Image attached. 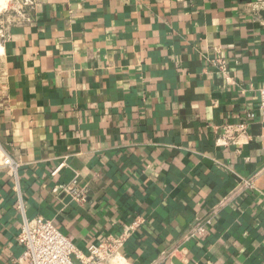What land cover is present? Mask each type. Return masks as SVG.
<instances>
[{
  "label": "crops",
  "instance_id": "0c3cea01",
  "mask_svg": "<svg viewBox=\"0 0 264 264\" xmlns=\"http://www.w3.org/2000/svg\"><path fill=\"white\" fill-rule=\"evenodd\" d=\"M38 2L12 28L0 74V139L20 163L28 216L83 251L143 216L123 250L132 264H264V0ZM250 113L252 138L218 146L212 125ZM76 178L87 201L53 192ZM22 222L0 169V264H18Z\"/></svg>",
  "mask_w": 264,
  "mask_h": 264
},
{
  "label": "built area",
  "instance_id": "2783aa9c",
  "mask_svg": "<svg viewBox=\"0 0 264 264\" xmlns=\"http://www.w3.org/2000/svg\"><path fill=\"white\" fill-rule=\"evenodd\" d=\"M38 0H4L0 5V74L5 70L7 60V44L12 39V28L31 21L30 9L38 4ZM214 64L222 71H226L225 60L218 57ZM259 109L264 121V86L260 89ZM253 113L248 114V121L239 123L213 124L217 134L218 146L229 147L238 144L243 138L250 140V122ZM0 169L6 170L14 182L17 196V207L22 213L23 222L18 235V242L24 251L17 259L18 264H132L125 257L123 250L131 238L145 225L146 219L137 216L129 222L120 233L109 234L97 244L88 246L87 251L81 250L69 236L65 235L52 219L42 216L29 217L20 181V163L15 160L2 145L0 139ZM256 174L249 178H242L237 187L219 204L212 209L210 216L197 218L184 240L190 241L203 236L212 224V216L225 208L231 201L243 192L256 188ZM53 192L58 196H70L77 202H85L88 190L79 185L78 178L71 184L55 186ZM182 253L181 246L175 247L169 258L173 259Z\"/></svg>",
  "mask_w": 264,
  "mask_h": 264
},
{
  "label": "bare ground",
  "instance_id": "6f19581e",
  "mask_svg": "<svg viewBox=\"0 0 264 264\" xmlns=\"http://www.w3.org/2000/svg\"><path fill=\"white\" fill-rule=\"evenodd\" d=\"M1 4H4V0H0V5H1Z\"/></svg>",
  "mask_w": 264,
  "mask_h": 264
}]
</instances>
